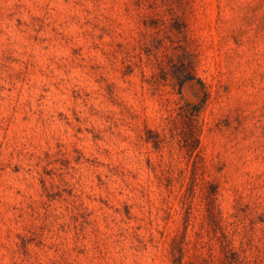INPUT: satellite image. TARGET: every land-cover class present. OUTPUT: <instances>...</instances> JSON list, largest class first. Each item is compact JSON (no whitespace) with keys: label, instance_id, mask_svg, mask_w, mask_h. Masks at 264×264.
<instances>
[{"label":"rangeland","instance_id":"obj_1","mask_svg":"<svg viewBox=\"0 0 264 264\" xmlns=\"http://www.w3.org/2000/svg\"><path fill=\"white\" fill-rule=\"evenodd\" d=\"M223 233L264 264V0H0V264H173L185 235L198 263Z\"/></svg>","mask_w":264,"mask_h":264},{"label":"trees","instance_id":"obj_2","mask_svg":"<svg viewBox=\"0 0 264 264\" xmlns=\"http://www.w3.org/2000/svg\"><path fill=\"white\" fill-rule=\"evenodd\" d=\"M155 25H165V21L155 19L153 18ZM179 33H183L182 28L179 30L177 29ZM173 43V42H172ZM170 47H167V50ZM180 52L178 54H174L172 56H167V62L158 60V64L160 66V73L163 74V79H167L168 75L173 78V80L177 81L179 83V91L183 88L184 84L190 81L195 80L193 77L194 75V61H193V55L190 51L187 50V47L185 46H179ZM164 62L171 65L179 64V67L176 71H169L167 70ZM175 67V66H174ZM156 74H153V77H155ZM198 82L202 84L200 80ZM206 97H208V94H206ZM206 101L202 102V104L193 106L192 104H186L183 107H180L179 109H175L172 112L169 113V116L166 118V126L164 127V131H166L169 124H172L176 122L179 118H185L187 120H196L197 122L200 120V117L204 111ZM201 132V127L197 129V133ZM191 136H187L186 139V146H184L186 149H189L191 153H194L199 150L200 148V138L194 132H191ZM155 138L153 141V146L156 150H160L163 147V144L166 142L160 133H154ZM148 142L150 140H147ZM199 156V155H198ZM200 157V156H199ZM186 244V235L181 241L174 240V248L172 251L173 255V264H254V262L245 254H242L241 252L237 251L234 247L232 240L223 233V241H221L220 245V251H221V257H218L215 254L216 247L213 244H206L208 248V254L201 256V259L198 263L196 262H189L186 263L184 261L185 257V247Z\"/></svg>","mask_w":264,"mask_h":264}]
</instances>
